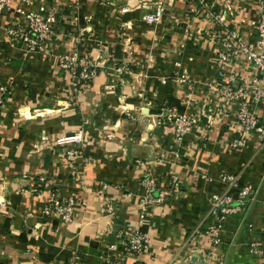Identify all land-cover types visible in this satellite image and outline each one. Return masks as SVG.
Segmentation results:
<instances>
[{
  "label": "crops",
  "instance_id": "obj_1",
  "mask_svg": "<svg viewBox=\"0 0 264 264\" xmlns=\"http://www.w3.org/2000/svg\"><path fill=\"white\" fill-rule=\"evenodd\" d=\"M204 2L202 7L199 0H178L173 8L177 14L166 17L171 29L157 30L161 39L154 50V63L145 70L141 92L132 93L127 85L123 88L128 108L134 109L130 110L132 119L108 106L111 100L105 102L109 95L101 88L106 72H98L72 109L61 104L30 114L29 107L48 105L46 96L53 100L58 88L47 85L39 92L40 98L22 89L30 101L23 108L26 114L32 118L55 114L43 125H18L12 130L15 134L5 139L0 127V176L7 180L13 203L0 215V264H64L75 254L84 264H106L107 260L119 264H264V252L261 256L248 252L250 242L264 248V134L251 132L244 147H231L239 133L235 102L216 91V84L222 83L217 76V46L203 31V16L211 10L239 28L244 42L252 44L255 32L250 20L257 16V4L255 0ZM143 5L154 8L150 2ZM140 36L139 49L145 50L151 34ZM15 63L12 59L11 64ZM231 67L247 78L261 75L242 57ZM181 74L186 80L179 79ZM17 79L20 75L16 73ZM239 83L234 82L233 88ZM248 101L264 129V102ZM167 105L199 118L182 140L174 138L171 125L153 123V115ZM77 128L83 140L69 167L58 151L62 146L48 141L39 142L43 151L38 156H20L22 148L30 150L43 134L52 138ZM7 164L12 167L5 174ZM34 164L44 166L43 171L21 174L20 168L13 167L23 166L28 172ZM221 172L237 173L239 183L254 189L255 197L246 201L242 211L227 217L218 255L212 258L207 254L203 218L211 195L224 189L218 179ZM149 173L167 194L162 202L144 201L142 179ZM51 193L61 198L74 196L75 221L63 223L40 213ZM107 202L112 212L106 210ZM134 229L149 236L144 252L128 250L127 232ZM191 237V244H185Z\"/></svg>",
  "mask_w": 264,
  "mask_h": 264
},
{
  "label": "rangeland",
  "instance_id": "obj_2",
  "mask_svg": "<svg viewBox=\"0 0 264 264\" xmlns=\"http://www.w3.org/2000/svg\"><path fill=\"white\" fill-rule=\"evenodd\" d=\"M177 1L0 0V67L3 66L0 69V127L4 130V139L15 134L12 130L18 125L23 128L30 123L43 125L55 114L45 113L34 118L26 114L23 108L30 101L24 97L23 88H27L28 92L33 91L32 96L37 98H40L39 92L43 93L47 85H51V89L58 88L52 95V98L55 96L53 100L46 96L50 100L48 105L28 106L30 114L36 113V110L57 109L61 104L66 109H72L79 104L87 84L99 71L106 72L105 83L101 88V92L109 95L105 102L111 100L108 106H115L116 111L132 119L130 110L134 109L128 108L124 85L130 86L132 93L141 92L145 70L154 63V50L161 39L157 36V30L171 29L168 18L177 14L173 10ZM145 2L153 3V6L157 5L161 10L160 16L153 23L144 20L146 14L154 11L145 7ZM217 15L226 21L224 16L219 13ZM203 19L205 28L210 20L205 16ZM142 34H151L145 50L139 49ZM12 59L18 64L12 65ZM89 64H92L91 68H95L94 76L82 81L79 75L81 68ZM6 68L9 69L5 70ZM16 73L21 80H16ZM41 97L45 98V95ZM108 106L104 107L109 108ZM79 134L83 140V132H79V128L53 134L52 138L48 137L49 134H43V137L32 142L30 150L28 147L22 148L20 156H28L29 153L38 156L43 151L42 144L39 143L41 141L57 145L60 138ZM22 138L20 135V139ZM71 147L78 154L79 140L58 149L68 160L65 167H69L70 158L75 156L67 157L65 154ZM2 155L3 150L0 149V158ZM10 167L11 164L4 167L5 174L11 172ZM13 167L20 168L21 174L42 172L44 168L34 164L26 172L27 170H22L23 166ZM6 181V178L0 176V215L6 214L13 204ZM46 183L51 186L54 184L52 180H46Z\"/></svg>",
  "mask_w": 264,
  "mask_h": 264
},
{
  "label": "built area",
  "instance_id": "obj_3",
  "mask_svg": "<svg viewBox=\"0 0 264 264\" xmlns=\"http://www.w3.org/2000/svg\"><path fill=\"white\" fill-rule=\"evenodd\" d=\"M199 4L204 7V0H199ZM257 16L250 20V24L254 26V39L252 44L244 42L241 31L236 26L227 23L218 18V15L211 10L205 13V17L209 19V25L203 28L213 43L216 44V59L218 63L217 76L221 78L222 83L216 84L217 93L227 97L235 102L234 117L237 123L238 135L233 137L230 142L232 148L239 150L246 145L247 135L251 132L264 134V129L258 124L257 117L251 110L248 100L264 102V0H256ZM152 13L146 14L144 20L153 23L160 16L161 10L156 5ZM242 57L247 63L256 68L257 72L252 78L238 75L232 70L233 62ZM92 64L82 66L79 73L80 79L86 81L94 76L95 68H91ZM181 81L186 80L185 74L178 76ZM240 81L239 85L233 88V83ZM199 118L191 113L180 111L176 105L161 106L153 115V123L159 125L167 123L173 127L174 138L182 140L183 137L190 132ZM81 143L82 139L79 134L65 138H60L57 145L66 146L69 142ZM77 150L73 147L65 151L67 157L77 154ZM220 182L224 184V189L211 195L209 206L203 223L206 227V238L209 243L207 254L215 258L217 247L222 243L223 229L227 222V217L235 212L242 211L243 205L249 198L255 197V190L248 185L239 183V175L237 173L221 172L218 175ZM144 187L145 202H162L167 197L164 190L158 188L155 179L151 174H147L142 179ZM173 189H176L175 178H172ZM229 204H233L229 206ZM77 202L73 195L59 197L56 193H51L47 201L43 204L41 213L43 216H55L63 223H71L77 217ZM107 211L112 212L111 205L105 203ZM196 232V231H195ZM128 250L133 253H140L147 250L149 246V236L147 233L134 229L127 232ZM194 236V234H193ZM192 236V237H193ZM192 237L188 238L185 244H191ZM248 252L254 256H261L264 252L259 244L250 242ZM64 264H84L78 254L73 255ZM106 264H119L116 260H107ZM170 264V263H169Z\"/></svg>",
  "mask_w": 264,
  "mask_h": 264
}]
</instances>
